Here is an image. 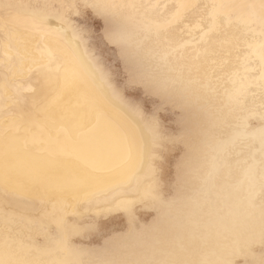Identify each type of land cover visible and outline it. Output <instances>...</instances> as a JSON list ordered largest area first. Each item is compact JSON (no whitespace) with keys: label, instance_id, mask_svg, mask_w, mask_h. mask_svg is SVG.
<instances>
[{"label":"bare ground","instance_id":"obj_1","mask_svg":"<svg viewBox=\"0 0 264 264\" xmlns=\"http://www.w3.org/2000/svg\"><path fill=\"white\" fill-rule=\"evenodd\" d=\"M80 5L185 115L174 204L172 137L87 47ZM118 213L124 234L78 245ZM0 264H264V0H0Z\"/></svg>","mask_w":264,"mask_h":264},{"label":"rangeland","instance_id":"obj_2","mask_svg":"<svg viewBox=\"0 0 264 264\" xmlns=\"http://www.w3.org/2000/svg\"><path fill=\"white\" fill-rule=\"evenodd\" d=\"M87 8L88 7H85L83 5L79 6L78 14L73 15L72 17V25L78 31V33L84 38L87 47L94 54V57L100 59L101 64L104 67L106 66L105 68L108 70V73L111 72L109 73L110 76H114L112 78L114 79L120 90L124 89V91L123 90L122 91L124 92L125 96L129 100L131 99V102L142 105L143 106V107L141 106L142 113L144 115H148V117H152V120L156 122L158 125H160V128H162L161 129L162 132L166 134L168 132V137L169 135L172 137V139L170 137L171 140L169 139L170 144L169 142H167L168 145L165 144L166 148L163 151L164 160L166 161V162L164 161L163 163V165H165L164 176L166 183L164 185V189L162 193L165 195L163 196L166 197L164 201L165 204L167 205L174 204L176 203V193H177V182H176L177 167L175 168V166L178 165L179 161L182 159L181 157H183L184 155L183 151L185 149L184 143L181 142L180 140L181 136L185 132V127H184L185 115L182 113L180 109L178 110V108H176V106L173 105V103L167 102L166 99H162L156 95L149 94L145 90L144 87L145 73L138 72L136 74L138 80L135 83L133 82L131 78L132 72H130L128 69L125 68L126 66L124 63V57L122 55L121 47L117 43L112 42L107 34V30H106L107 28H105L106 25L105 20L102 21L103 17L98 16L97 14H95V12H93L92 9L90 8L87 9ZM122 84L124 87H122ZM252 122H253L252 124L253 126L255 121ZM171 144L173 145V147L177 146L175 149L171 147L172 152L169 148L170 146H172ZM167 147L169 148V150ZM168 164L169 166H167L166 168V165ZM139 212H140L138 214L139 219L137 221V225L139 226V228L141 227L146 228L145 226L147 227L150 226L156 215L155 210L153 209L141 210ZM152 213L154 214V217H152L153 216ZM113 215L114 216L111 215L112 217L108 216L109 218L106 217V219L108 220H106L105 218L101 220V224L103 225V227L101 226V228L97 231L98 234L97 232H95L96 234L93 233V236L94 235L95 236L92 237L91 235L89 236V239L81 238L84 239L83 241L86 242V244L84 242H83L84 244L82 242H78V245H82L81 247L87 249H91V248L93 249V247L94 249H97V248H101L105 244L104 242L107 241L106 238L110 239L113 236H115L116 234L115 231H117V235H121V233L124 234L128 226L127 221L126 220L124 221V218L120 217V216L124 217V215L122 213H118L116 215L113 214ZM140 216L142 217L143 220L141 219ZM113 219L115 220L116 225H114L115 222L113 221ZM121 223L123 224L125 223L127 226ZM106 224H108L109 226L111 225V227L112 226L113 227L111 228L108 225L107 227ZM121 225L123 226V228L125 227L126 229L125 228L122 229ZM100 231L102 232L100 233ZM106 234H108L109 236H107ZM112 234L113 236H111ZM97 237L102 240L100 241V239H98ZM103 238L105 239V241ZM97 240H99V243ZM92 243L93 244L95 243L94 246Z\"/></svg>","mask_w":264,"mask_h":264}]
</instances>
